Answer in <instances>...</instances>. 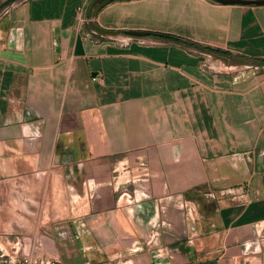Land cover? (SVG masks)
<instances>
[{
    "label": "crops",
    "instance_id": "0c3cea01",
    "mask_svg": "<svg viewBox=\"0 0 264 264\" xmlns=\"http://www.w3.org/2000/svg\"><path fill=\"white\" fill-rule=\"evenodd\" d=\"M91 2L0 13V261L264 264V5Z\"/></svg>",
    "mask_w": 264,
    "mask_h": 264
},
{
    "label": "water",
    "instance_id": "95a60500",
    "mask_svg": "<svg viewBox=\"0 0 264 264\" xmlns=\"http://www.w3.org/2000/svg\"><path fill=\"white\" fill-rule=\"evenodd\" d=\"M98 0H92V2L89 4L88 7V12H87V18L95 17L97 12L101 7H103L105 4L110 2L111 0H100V2H97ZM217 3L221 4H237V5H264V0H212ZM92 26L93 30L95 31L96 34L100 36H117L121 33H124L129 36H145L148 34L147 31H134V30H124V31H117V30H107L104 28H101L93 23H90ZM186 44H191L190 41L185 40ZM214 57L218 58L221 60V62L225 63L226 65H245V66H253L255 65L254 63L251 62H241L239 60H236L234 58H227L224 56H219V55H213Z\"/></svg>",
    "mask_w": 264,
    "mask_h": 264
},
{
    "label": "built area",
    "instance_id": "2783aa9c",
    "mask_svg": "<svg viewBox=\"0 0 264 264\" xmlns=\"http://www.w3.org/2000/svg\"><path fill=\"white\" fill-rule=\"evenodd\" d=\"M79 10L81 9L80 7L78 8ZM99 79V76H92V80L96 81ZM240 189V197L243 198V202H247V190L245 189L244 186H239ZM16 250V248H15ZM3 264H56L54 260L44 258V259H35L32 258L29 255H12L8 256L3 260Z\"/></svg>",
    "mask_w": 264,
    "mask_h": 264
},
{
    "label": "trees",
    "instance_id": "16d2710c",
    "mask_svg": "<svg viewBox=\"0 0 264 264\" xmlns=\"http://www.w3.org/2000/svg\"><path fill=\"white\" fill-rule=\"evenodd\" d=\"M148 33H150L151 35H153L157 38H161V39H165V40H169V41H173V42H177V43L185 42V40H183L179 37L173 36L171 34H168V33H162V32H148ZM203 49L212 51L214 53H221V54L227 55L226 52H221L218 49L209 48V47H203ZM263 62H264V58H263Z\"/></svg>",
    "mask_w": 264,
    "mask_h": 264
},
{
    "label": "rangeland",
    "instance_id": "374dc122",
    "mask_svg": "<svg viewBox=\"0 0 264 264\" xmlns=\"http://www.w3.org/2000/svg\"><path fill=\"white\" fill-rule=\"evenodd\" d=\"M14 1H16V0H0V13L3 12L4 9L9 7V5L11 3H13ZM19 246H20L19 244L15 245L14 249H12V250H15V248H18V250H20ZM9 249H11V248L9 247L8 244H6L5 239L0 238V253H2L3 251H8ZM1 259L2 258L0 257V260ZM3 260H2V262L0 261V264H3Z\"/></svg>",
    "mask_w": 264,
    "mask_h": 264
}]
</instances>
